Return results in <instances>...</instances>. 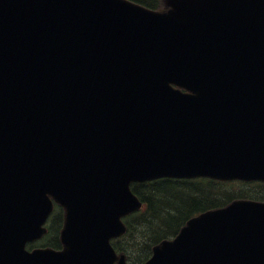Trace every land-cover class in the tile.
<instances>
[{
    "label": "water",
    "instance_id": "95a60500",
    "mask_svg": "<svg viewBox=\"0 0 264 264\" xmlns=\"http://www.w3.org/2000/svg\"><path fill=\"white\" fill-rule=\"evenodd\" d=\"M163 1L0 0V264H126L132 181H264V0ZM49 195L64 249L28 252ZM144 264H264V202L190 218Z\"/></svg>",
    "mask_w": 264,
    "mask_h": 264
},
{
    "label": "trees",
    "instance_id": "16d2710c",
    "mask_svg": "<svg viewBox=\"0 0 264 264\" xmlns=\"http://www.w3.org/2000/svg\"><path fill=\"white\" fill-rule=\"evenodd\" d=\"M135 1L159 8L161 0ZM132 187L143 207L125 218L127 234L113 242L130 264H143L153 245L173 237L195 214L223 206L235 198L264 200V184L261 183L162 178ZM57 244L56 241L54 245Z\"/></svg>",
    "mask_w": 264,
    "mask_h": 264
}]
</instances>
